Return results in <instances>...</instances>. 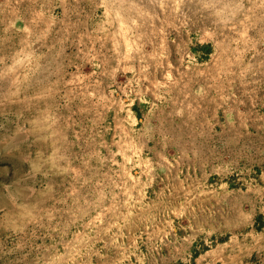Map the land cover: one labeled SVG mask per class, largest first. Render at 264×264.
Instances as JSON below:
<instances>
[{
	"label": "rangeland",
	"instance_id": "rangeland-1",
	"mask_svg": "<svg viewBox=\"0 0 264 264\" xmlns=\"http://www.w3.org/2000/svg\"><path fill=\"white\" fill-rule=\"evenodd\" d=\"M144 50L157 78L134 75ZM232 73L264 79V0H0V264H263V181L227 164L208 179L222 198L175 199L193 184L130 157L150 135L140 91L168 126L170 79L211 97ZM248 185L254 213L215 230ZM202 205L196 236L183 214Z\"/></svg>",
	"mask_w": 264,
	"mask_h": 264
},
{
	"label": "crops",
	"instance_id": "crops-1",
	"mask_svg": "<svg viewBox=\"0 0 264 264\" xmlns=\"http://www.w3.org/2000/svg\"><path fill=\"white\" fill-rule=\"evenodd\" d=\"M88 22H92V19ZM90 31L92 29L88 32ZM137 60L134 75L142 79L152 77V72L149 73L148 71L149 64H153L149 62V52L144 50L142 55H138ZM106 79L107 83L111 81L110 76ZM198 81L200 79L190 80L191 84ZM202 82L204 85L200 87L198 84V89H194V93H192L199 102L202 98L201 93L206 95L204 101L200 103L201 111L198 112L199 114L190 112L187 106H179L178 102L170 101V95H167L165 99L161 98L160 103L167 101L169 107L170 102H172L174 107L168 109L167 112L163 105H160L163 108L165 118L163 120L161 117H154V119L160 122L167 121V124L169 122L168 126L157 123L151 124L154 121L151 120L153 111L148 108L149 99H147L149 96L153 101L151 95L140 91L142 96H145L142 100H140L141 97L140 99L137 98L136 101L138 102L137 108L138 104L141 103L139 114L142 119L139 118V120L143 126V133L150 135L143 137L141 142H136L137 152L131 151L133 155L130 157L135 162L138 160L144 165H154L159 172V169L162 170L161 165L166 166L168 169L165 173L172 176L168 180L177 183L182 182L183 185L193 184L194 188L183 190L182 195L180 191L178 193L169 191L168 196L175 194V199L186 196L188 199L192 197L204 200L210 192L215 194V198H222L221 189H208V179L214 174L222 181L224 166L227 164L233 168V171H236L238 178L235 179L247 183L264 182V79L254 81L246 78L245 75L237 78V75L233 73L230 78L223 79L221 77L216 83L214 95L209 100H207V85L204 80ZM209 101L214 104V110L208 113ZM144 102H147V105ZM136 154L139 155L136 156ZM251 190L250 185L245 190H234L235 193L232 197L236 198L237 201L233 203L234 205H230L226 223H221V218H216L213 223V227H216L215 230L220 229L221 224L227 229L243 227L244 217L239 220L232 218V215L239 213L249 216L254 213L249 205L242 204V201L249 199L242 198L251 196ZM214 203H216V212L219 214L217 201ZM205 205L191 206L189 207L191 213L183 214V220L189 226V231L196 236L203 235L207 227L206 213L201 211V209L204 210ZM174 207H177L175 203ZM220 212L222 214V211ZM236 219L241 222H235ZM187 237L190 238V235ZM187 237L183 233V236L177 238H181L182 243H189L184 240ZM247 264L249 263L247 262Z\"/></svg>",
	"mask_w": 264,
	"mask_h": 264
},
{
	"label": "built area",
	"instance_id": "built-area-1",
	"mask_svg": "<svg viewBox=\"0 0 264 264\" xmlns=\"http://www.w3.org/2000/svg\"><path fill=\"white\" fill-rule=\"evenodd\" d=\"M173 64L174 63H172V65L170 66L169 69L165 70L167 75H169V76H173V74L171 75V72H173V70H174ZM180 65L183 66L182 62H180ZM176 70H177V72H181V71H178V69H176ZM148 71H149V73L152 72L151 78H157L158 77L157 73L160 74L161 69H159L158 66H156L154 64H149ZM180 75H181V73H180ZM147 77H149V76L147 75ZM186 78L183 79V77H182V79H172V80L170 79V81H168V84H166L167 94L171 96L170 101L178 102L179 106H187L188 109L190 110V112H193L195 114H199L198 112L201 111L200 110V108H201L200 103H202V101H204L206 95H205V93H204V95L202 93L201 94L202 98H200L201 102H199L194 97L195 95L192 94L193 89H192V87H190V85H191L190 80L186 79ZM146 79H148V78H145L143 80H146ZM171 81H172V84L170 85ZM209 99H211V97L207 96V100H209ZM208 111H209V109H208Z\"/></svg>",
	"mask_w": 264,
	"mask_h": 264
},
{
	"label": "bare ground",
	"instance_id": "bare-ground-1",
	"mask_svg": "<svg viewBox=\"0 0 264 264\" xmlns=\"http://www.w3.org/2000/svg\"><path fill=\"white\" fill-rule=\"evenodd\" d=\"M110 213V212H109Z\"/></svg>",
	"mask_w": 264,
	"mask_h": 264
}]
</instances>
